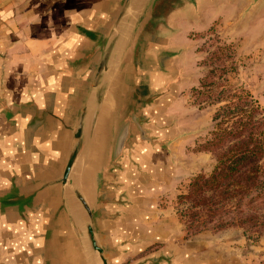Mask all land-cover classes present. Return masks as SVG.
<instances>
[{"label":"crops","instance_id":"1","mask_svg":"<svg viewBox=\"0 0 264 264\" xmlns=\"http://www.w3.org/2000/svg\"><path fill=\"white\" fill-rule=\"evenodd\" d=\"M250 14L263 16L264 0H0V264H98L84 211L57 180L110 36L111 94L91 152L73 170V179L84 177L97 240L110 264H214L211 230L187 235L176 212L165 216L152 205L175 143L185 139L179 124L146 126L156 138H171L166 147L128 145L116 191L109 171L96 189L95 172L108 161L111 99L128 101L133 88L139 114H159L163 103L161 113L171 117L191 35ZM152 94L158 98L143 103Z\"/></svg>","mask_w":264,"mask_h":264},{"label":"rangeland","instance_id":"2","mask_svg":"<svg viewBox=\"0 0 264 264\" xmlns=\"http://www.w3.org/2000/svg\"><path fill=\"white\" fill-rule=\"evenodd\" d=\"M190 45L181 60V87L171 94L180 102L169 117L171 123L179 124L181 137L185 139L175 143L173 167L166 175L163 188H157L152 195L153 207H164L165 216L170 212L178 214L179 209L185 208L186 204L177 196L186 191L194 175L209 173L215 162L210 149L212 115L218 103H208L207 92H197L201 79L211 78L223 86L248 92L264 110V15H243L228 22H215L192 34ZM222 69L227 72L222 74ZM133 91L128 89L124 98L138 109L130 94ZM118 106L116 113L123 109L121 103ZM205 230L212 231L208 237L216 242L214 264H264V236L246 237L236 226Z\"/></svg>","mask_w":264,"mask_h":264},{"label":"trees","instance_id":"3","mask_svg":"<svg viewBox=\"0 0 264 264\" xmlns=\"http://www.w3.org/2000/svg\"><path fill=\"white\" fill-rule=\"evenodd\" d=\"M204 91L208 103H218L210 149L215 162L177 196L186 204L177 215L187 235L236 226L257 239L264 236V110L248 92L211 78L201 79L197 92Z\"/></svg>","mask_w":264,"mask_h":264},{"label":"water","instance_id":"4","mask_svg":"<svg viewBox=\"0 0 264 264\" xmlns=\"http://www.w3.org/2000/svg\"><path fill=\"white\" fill-rule=\"evenodd\" d=\"M151 1L152 0H149V3H151ZM155 1L156 0H153V3ZM115 41L116 40L110 36L101 51V55L91 78L90 97L88 96L87 101L84 102L73 128V138L69 154L65 162L62 175L57 180V182H60L62 185H69L75 200L84 211L85 221H83V225L85 226V236L89 248L93 252L94 257H96L98 264L110 263L104 254L102 246L97 240L93 224V212L82 193L83 187L87 188L84 177L82 174H79L73 179V170L79 165L80 161L85 164V154L89 151L91 152V140L95 135L94 131L95 129L97 130V127L100 124V118L103 115L101 114L104 103L103 101L105 100L107 94H111V86H109V83L111 82V65L112 59L114 58L113 52L115 50ZM130 94L133 95L132 97L135 99L137 98L134 92H131ZM156 98H158V94H152L150 97L143 100V103L151 102ZM170 99L171 96L166 98V101ZM117 103H121L123 105V109L118 113H116L117 107H119ZM124 103L128 104L125 105ZM129 103H131V101L123 102L121 98L115 102L111 99V104H109L108 110L106 109L108 114L110 113L112 117V132L109 149L107 151V164L105 167L95 172L94 185L96 189L100 188L103 183L102 181L104 175L109 171L111 172V182L112 179H114L113 184L115 187L114 190L116 191V188L118 187L115 186L117 172L122 167L123 156L131 142L139 140L150 145H158L161 147H166L169 142H171V138H156L152 135L150 129L146 127L147 125L159 126L161 129H164L172 126L169 117L161 113L164 107L163 103H160L159 106H157L160 113L157 114V112H154V114L150 116L139 114L135 104L131 106ZM106 110L104 111V114L107 113ZM172 160L173 159L171 157L170 165L168 164L169 167L166 168V175L170 173L173 167ZM153 181L158 184L161 180L158 178L157 181V179L154 178ZM153 181L151 183H154ZM163 257L167 260L168 256L166 255ZM168 263H170V259L166 261V264Z\"/></svg>","mask_w":264,"mask_h":264}]
</instances>
